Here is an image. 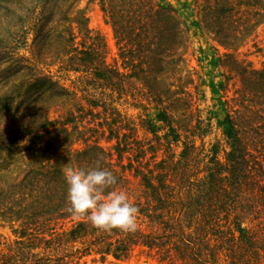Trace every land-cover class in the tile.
I'll return each instance as SVG.
<instances>
[{"label":"trees","instance_id":"trees-1","mask_svg":"<svg viewBox=\"0 0 264 264\" xmlns=\"http://www.w3.org/2000/svg\"><path fill=\"white\" fill-rule=\"evenodd\" d=\"M96 1L112 28L123 70L106 62L101 36L90 33L83 17L68 15L72 0H0V122H4L0 172L9 168L22 140L46 135L22 174L0 186V218L19 225V239L2 255L1 264H76L66 244L92 234L89 244L102 242L99 250L115 258H126L134 245L142 244L164 254L173 251L185 264H219L217 254L228 264H264V66L254 68L225 53L240 79L234 98L238 108L220 122L223 156L218 157V144H212L194 173L195 145L193 139L186 140L187 134L205 133L209 123L191 119L190 112L191 125L174 116L177 106L187 111L192 105L184 84L165 81L180 70L178 49L185 43L175 11L155 0ZM202 4L207 28L225 47L245 36L264 12V0H202ZM241 4L251 8L247 12L253 22L235 10ZM52 64L78 76L71 87L53 78ZM134 89L141 90L156 109L155 120L147 112L139 119L140 128L151 136L147 139L133 136L138 123L108 107L106 100L110 93L121 97ZM72 90L84 93L87 108L69 112L59 121L34 117L36 106ZM100 106L113 110L111 120L87 127L91 133L81 137V148L59 153L58 138L85 129L79 122ZM22 116L25 121L18 119ZM102 138L110 147L103 146ZM140 143L147 146L137 151L133 146ZM172 145L181 147L177 155L157 161L153 155L145 158L148 149L151 154L157 147L168 152ZM100 157V166L117 177L115 189L125 184V170L139 178L140 193L132 202L154 231L137 227L133 233L96 232L82 220L62 232L44 227L50 218L70 214L63 165L71 162L88 169ZM57 251L62 254H54Z\"/></svg>","mask_w":264,"mask_h":264},{"label":"rangeland","instance_id":"rangeland-1","mask_svg":"<svg viewBox=\"0 0 264 264\" xmlns=\"http://www.w3.org/2000/svg\"><path fill=\"white\" fill-rule=\"evenodd\" d=\"M155 1L163 6L171 7L175 11L185 38L184 45L178 49L180 70H177V74L169 78L167 77L165 81H171L174 85L184 84L186 90L191 93L192 105L191 107H187V111H183L185 108L182 106H177L174 111V116L178 118L181 116L180 120H188L187 124L191 125L193 124L192 120L189 121L187 115V113L190 112L191 119L199 117L203 120V123H209L207 132L202 133L197 130L194 132L195 135L193 137L190 133L187 134V136H189L186 140L189 141L193 139L195 145L194 154L196 156L193 164L194 167L197 165H199V167L195 170L193 167L192 171L196 173L201 168V162L206 158L208 149L212 144H218V157L223 156L225 144L222 136V129L224 126L220 122L226 114H233V111L238 108L234 98L240 88V79L239 76L235 74L233 61H231L228 56H225V53H230L233 58L251 67L261 68L264 66V12L261 15V21L252 29L249 28L245 36H240V38L238 34L237 37L239 39L237 38V40L231 42V45L225 47L220 44L214 34L207 28L205 17L200 10L203 5L202 0ZM249 9L251 8L242 4L235 6V10L238 11L240 15L249 18V20L252 19L251 22H253L255 18H251L248 14L247 11ZM78 14L83 17L86 27L92 35L98 34L101 36L105 45L104 54L106 62L123 70L112 28L100 10L97 1L72 0L71 10L68 15L74 18ZM75 34V41L77 42L80 37L76 29ZM29 43L30 40L26 43V50L28 49ZM50 71L53 74V78L69 86L72 85L71 81L75 79V77H78L76 74L59 70L58 64H52L50 66ZM174 72L176 73L175 69ZM107 93L109 94V92ZM142 94L143 92L141 90L134 89L132 92L125 93L121 97L117 96L115 93H110L108 98L106 97V100L107 102L109 101L108 107L115 108L126 117H130L134 122L138 123L136 129L133 130V136L137 135L138 138L147 139L151 136L145 132L144 128H140L139 119L142 118L144 112H147L148 116L155 120L156 109L146 100L144 94ZM140 103H142L144 107H147L145 111L144 108L140 106ZM36 107L38 113H36L34 117L37 119L48 118L59 121L63 120L69 112L77 114L78 109L87 108L88 105L86 104L83 92L72 90L68 95L62 98L49 99ZM109 109L110 108H107L105 111L102 106L94 108V114L86 115L85 119L79 122V126L84 124L85 129L80 127L79 129L81 131L79 130V132L73 131L72 134L67 136L62 135L58 138L59 142L55 144L57 145L55 149L57 147L59 153H64L63 151L65 150L81 148L83 146L81 137L84 138L91 133L87 130V127H94L98 122H102L103 119L108 118L111 120L110 118L114 116L113 110ZM24 114L28 115L29 111L24 112ZM24 114L22 112L21 115ZM18 115L19 113L16 114V119ZM23 117L24 116L18 119L20 121H25L26 119ZM155 123L157 124L156 121ZM0 124L3 125L4 122L1 121ZM59 124L60 122L56 123L55 127L59 128ZM124 127L128 133V131H130V126L126 125ZM41 136V138L35 137L33 139L26 137L20 142L19 146H17V153L14 155L11 160L12 163L9 165V170L6 169L0 172V186L6 183L8 179L19 177L22 174V169H24V165L28 162L29 157L37 152V149L42 146L44 139H46L45 134L42 133ZM101 143L103 146H106V148L108 146L110 147V142L104 141L103 138ZM152 143H154V141ZM135 145L133 147L137 149V151H139V146H147L146 143L138 144L137 148ZM180 148V146L176 147L172 145L170 151L164 152L157 147L158 151L154 154H151L152 151L147 148L148 150L145 153V158L152 159L151 155H153L156 157L155 161H157L163 156L171 157V153L177 155ZM51 149H53V147H51ZM50 153H52V151ZM66 165L72 166V163H66ZM66 165L64 164L63 166L65 167ZM124 173L126 176L125 184L122 187L116 188V190L126 191L130 200L134 201L136 195L138 196L140 193L139 178L132 176L126 170ZM46 218L48 219V217ZM50 219V221L47 220V225L43 223L46 225L44 227H51L55 232L68 230L77 221H88L86 217H74L71 214L65 217ZM137 225L142 230L154 231V228L150 226L149 219H142V216H138ZM18 230V221L0 218V264L1 261L5 259L2 255L8 254L9 249L15 247V242L19 239ZM95 231L98 232L97 229H95ZM93 238L94 234L80 236L75 242L66 244L67 251L72 254V262L76 264H185L173 251H171L172 253L164 254L155 248H148L142 244L134 245L126 258H115L110 252L103 253L99 250L102 242L90 245L89 242ZM51 249L52 248H50L49 253L52 254L53 250ZM54 254L59 255L62 254V252L57 251ZM217 255L220 256L219 264H228L222 254ZM8 259L11 260L10 258Z\"/></svg>","mask_w":264,"mask_h":264},{"label":"clouds","instance_id":"clouds-1","mask_svg":"<svg viewBox=\"0 0 264 264\" xmlns=\"http://www.w3.org/2000/svg\"><path fill=\"white\" fill-rule=\"evenodd\" d=\"M88 169L66 165L63 168L67 184V212L74 217H86L98 230H119L133 233L137 230L139 208L124 190H116L117 177L101 167Z\"/></svg>","mask_w":264,"mask_h":264}]
</instances>
